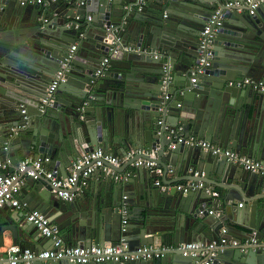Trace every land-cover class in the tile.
Masks as SVG:
<instances>
[{"label": "water", "instance_id": "water-1", "mask_svg": "<svg viewBox=\"0 0 264 264\" xmlns=\"http://www.w3.org/2000/svg\"><path fill=\"white\" fill-rule=\"evenodd\" d=\"M229 1L237 0H90L85 4H80L81 0H47L45 6L0 0V16L7 12L5 26L10 30L7 44H0V158L9 159L15 168L28 157L51 158L53 165L62 158L66 167L80 153L98 148L120 158L135 150L127 163L136 169L133 178L144 176L135 184V196L127 197L124 189L134 186V181L123 179L111 185L109 176L101 188L108 184L111 189L95 194L96 199L84 207L81 200L56 197L50 179L23 174L22 202L54 216L61 231L77 235L79 245L125 241L134 249L153 245L160 237L174 249L150 260L77 263L62 258L46 260L48 264H201L204 257L185 256L180 245L219 241L221 229L233 225L245 235L257 230L258 243L243 245L239 240L238 246L228 243L219 247L212 264H224L227 257L235 264H264V248L259 243L264 239V174L205 152L198 145L170 147L176 135H195L264 161V88L236 84L246 77L264 82V2L251 13V6H227ZM181 5L189 8L174 18L173 10ZM217 10L223 21L212 42L213 62L193 82L201 32ZM175 20L183 22L188 31L171 42L173 47H167L163 32L174 35ZM91 31L96 34L93 45L89 36L84 40ZM116 36L139 48L167 51L170 58L119 52L111 56L104 75L96 77L95 71L109 55ZM78 40L79 49L68 58L72 43ZM220 49L225 50L223 57L218 55ZM167 63L170 68L165 71ZM64 64L68 65L65 82L57 88L54 105L41 109L48 86ZM166 76L169 79L164 85ZM65 91L67 102L60 96ZM164 91L169 98H164ZM136 100L142 103L148 121L146 128L129 133L122 129L120 119L129 109L140 108L134 104ZM8 142L12 157L4 149ZM138 159L155 162V170L136 166ZM64 166L63 177L69 175ZM158 168L164 172L163 184L169 182L168 173L174 172L177 178L169 185L192 181L203 186L188 194L174 188L162 191L147 181L148 174L157 178L154 173ZM213 186L222 188L220 195L213 194ZM79 187L78 175L73 190L77 192ZM239 201H244L245 207L236 210ZM121 208L127 214L125 230ZM10 209L16 207L8 203L0 208V247L8 232L13 242L18 237L23 242L28 236L37 240L36 226L25 220L24 213L15 216ZM190 218L193 223L181 222ZM34 244L25 247L42 250ZM37 260L41 259L34 264ZM1 261L10 264L7 258Z\"/></svg>", "mask_w": 264, "mask_h": 264}, {"label": "built area", "instance_id": "built-area-1", "mask_svg": "<svg viewBox=\"0 0 264 264\" xmlns=\"http://www.w3.org/2000/svg\"><path fill=\"white\" fill-rule=\"evenodd\" d=\"M22 4L37 3L43 4L46 0H19ZM55 1V0H53ZM86 1L90 0H81L80 4H85ZM264 2V0H244V1H229L226 3L227 6L243 7L244 5H249L252 7L250 10L251 13H255V9ZM222 12L217 10L215 14L212 15L209 22L205 25L204 29L201 32L200 38V48L201 54L198 64L194 67L192 73V81L195 82L198 79V76L205 73L206 69L212 64L213 51H212V42L219 29V26L222 24ZM91 19V16H89ZM114 45L111 47L109 55L104 59L102 64L105 66L108 64L109 59L112 55L118 54L121 51L123 46L121 36H116L112 41ZM77 45L74 44L69 50L68 58L74 55V52L77 50ZM130 50H137L139 52H144L152 55L155 58H161L163 54L159 50H147L141 48L128 47ZM67 58V59H68ZM170 64H165L164 69L168 71ZM68 69V65L64 64L63 67L56 73L52 82L47 88L46 95L42 99L41 107L54 105L56 101V90L58 86L65 82V73ZM103 74V68L98 67L95 75L100 76ZM169 77L166 76L164 79V85L167 84ZM239 86H248L252 88H264L263 81H254L253 79L246 77L243 80L236 82ZM165 87V86H164ZM164 98H169V94L164 91ZM180 105V104H179ZM25 112V109L22 110ZM27 118V116H25ZM162 123V120L159 121ZM182 129V128H181ZM181 129L179 131H181ZM175 142L171 144V148H176L180 143H186L188 145H198L202 148L210 151L215 155H222L227 157L230 161L235 162L241 165L246 170L251 172H257L264 174V161L252 158L246 155H241L239 152L225 148L216 143L210 142L208 140L202 139L200 137L184 134H179L174 136ZM135 153V150H131L128 153V157H131ZM119 156L109 153L103 148L94 149L87 151L80 155L76 160L73 161L70 168L69 175L63 177L60 176L57 169H51L45 167V163L49 161V158H38L33 159L31 157L23 159L15 169V171H10V161L9 160H0V207L10 203L16 208H21L23 202L20 199V191L22 187L23 180H20V176L24 173L27 176H32L35 179H38L42 176L51 180V184L54 187V195L56 197H61L66 200H73L77 196V192L73 190V186L77 181V176H80V181L86 180L96 173L98 169L105 168L108 169L106 165H118L120 161ZM136 166H144L150 170H155V162L150 160L138 159L135 162ZM109 171V170H107ZM116 178L119 180L126 179L124 176L116 175ZM155 184L161 188L163 191H169L171 189H176L181 191L184 194H188L191 190L196 189L197 187L203 186V183L200 182L195 184L192 181L179 182L172 185H165L160 180H156ZM214 195H218L217 191L213 192ZM243 203H240L241 207ZM213 212L212 210L210 211ZM27 220L39 231L40 236L50 237L53 239V247L50 249H44L40 251H34L30 248H23L19 244H13L8 247L5 252L6 257L0 253V260L7 258L10 264H34L36 259L46 260H58L62 258L71 259L77 263H87L89 261H130L135 259L149 260L160 257L165 249L170 248L165 244L162 249H155L153 245H142L136 249H131L129 244L125 241H120L118 243H110L106 245L94 244L91 246L85 245H69L66 244L62 234L59 232L57 225H54L50 222L49 217L40 211L34 210L28 213ZM127 223V219L123 220V224ZM125 230V227H123ZM227 229H222V235L219 241H193L188 243H182L180 249L183 252V255H201L204 257L201 264H212L217 256V248L222 247L228 243L234 246L241 244L239 240H230L226 236ZM258 232L253 230L251 233L250 240H245L242 242L243 245H248L249 243H258L256 239ZM260 243V241H259ZM260 247L264 248V240L260 243Z\"/></svg>", "mask_w": 264, "mask_h": 264}, {"label": "crops", "instance_id": "crops-1", "mask_svg": "<svg viewBox=\"0 0 264 264\" xmlns=\"http://www.w3.org/2000/svg\"><path fill=\"white\" fill-rule=\"evenodd\" d=\"M87 2V1H86ZM85 2V3H86ZM45 4H46V2L45 3H43V4H40V5H44L45 6ZM183 6L181 5V6H177L174 10H173V12H172V15H173V17L175 18V17H178L180 14H182V9L183 10H185V9H188L187 8V6H185L184 8H182ZM193 9V8H192ZM190 13H192L191 11H189ZM240 12V11H239ZM193 14H195V12L193 13ZM7 16V12H5L4 13V15H1L0 16V44H7V39H6V36H7V34H8V32H10V30L5 26V17ZM263 17H264V11H263ZM91 19H92V16H91ZM174 23H175V26L173 27V32H175V34L173 35V33H168V32H163V34H164V36H165V38H166V42L165 43H163L165 46H167V47H173V44L174 43H171V42H174V41H176V40H178V39H182L183 37H184V35H186V33H187V31L188 30H186V28H185V25L183 24V22H181V21H179V20H175L174 21ZM90 30V29H89ZM91 33H93V34H91ZM87 34V36L84 38V40H86V38L89 36L90 37V44H96L97 42H96V39H95V36H96V34H95V32H93V31H91L90 32V34H88V33H86ZM83 40V41H84ZM127 41H129V40H127V38L124 40V42H123V40H122V44H123V46H122V48H121V51L120 52H125V53H130V52H133V51H137V50H130L128 47H133V48H138L139 46H135V45H132L131 43V41L130 42H127ZM79 42H80V40H78V41H75L74 43H72L73 45L74 44H76L78 47H77V50L79 49ZM170 43V44H169ZM141 48V47H140ZM141 49H147V50H150V49H152V50H158V49H154V48H145V47H142ZM77 50L75 51V52H77ZM162 54H163V56H165L166 58H170L169 56H168V52L167 51H165V52H163V51H161V50H159ZM225 50H218V55L219 54H221L222 55V57H223V55H226V53L224 52ZM176 52L174 51V50H172L171 51V54L172 55H174ZM75 54V53H74ZM162 56V57H163ZM161 57V58H162ZM171 57H173V56H171ZM82 61H85V58H83V57H81L80 58ZM213 59V58H212ZM109 60H111V57H110V59ZM213 62V61H212ZM122 63H126V62H122ZM108 64H106L105 66L103 65V64H101V66H102V68H103V74L102 75H100L101 77L104 75V72H105V70L107 69V66ZM212 65V64H211ZM100 66V67H101ZM119 71V69L118 68H116V71ZM115 71V73H117ZM96 72V71H95ZM96 76V75H95ZM100 76H96V77H100ZM250 78V77H249ZM95 78H93V80H92V82L93 83H95L96 82V80H94ZM252 79V78H251ZM243 80V79H242ZM78 81L79 80H74V82L75 83H78ZM254 81H256V80H254ZM76 85H71V88L72 87H75ZM255 89H258V88H255ZM65 94H68V91H65L64 92V94L62 93L60 96H61V98L63 99V101L64 102H67V100H68V98H67V96L65 95ZM57 94H56V98H57ZM138 102V103H137ZM134 104L135 105H137L138 107H140V108H138V109H129V111L125 114V112H124V114H123V116L121 117V122H120V125H121V127H122V129L124 128V131L125 130H129V133L130 132H132L133 130H138V128H141V127H144V128H146V122L148 121V117L146 116V114H145V112L144 111H146V110H143V108H142V103L140 102V100H136V102H134ZM41 109H42V107H40ZM46 108V107H45ZM44 108V109H45ZM85 118V116H82V119H84ZM171 119H173V118H175L174 116H172V117H170ZM217 144V143H216ZM8 146V147H7ZM7 146L6 147H4V149H6L7 150V152L8 153H10V156L12 157V156H14V152H13V150H11V149H9V142L7 143ZM103 149H105L106 151H108L109 153H111V151L110 150H107L106 148H103ZM205 152H207V150L206 149H203ZM130 152V151H129ZM128 152V153H129ZM83 153H85V152H82V153H80V155H82ZM128 155V154H127ZM50 157V156H49ZM79 157V156H78ZM78 157H75V159L74 160H76V158H78ZM31 158H33V157H31ZM253 158V157H252ZM34 159V158H33ZM0 160H9V159H1L0 158ZM50 160H51V158H50ZM48 161V162H46L45 163V167L46 168H48L49 170H51V169H57L58 170V173L60 174V176H62L61 175V168L64 166V162H63V159L62 158H57L56 160H54L56 163H60V164H58L57 165V167L55 166L56 165V163H55V165H53L52 163H51V161ZM128 160H129V157L128 156H126L125 158H122V159H120V163L118 164V165H111V164H108V165H106L107 166V168L108 169H105V168H100V169H98V171L96 172V173H94L93 175H91L89 178H88V180H86V183H84V180H81L80 181V187L78 188V191H77V196H76V198L75 199H78V200H81V204H82V206H86L87 205V203L89 202V200H91L92 198H94V199H96V196H95V194H102V191H104V192H107L108 191V189H107V187H108V184H106L107 185V187L105 186L103 189L101 188L102 187V185H103V182H105L107 179H109V176H112V179H111V181L109 182L111 185H113L114 183H118L120 180L119 179H117L116 178V175H120V176H124V177H126V179H130V180H132V181H134V186H130V185H127L126 187H125V189H124V196L125 197H127V195H134L135 196V194L137 193L136 192V190L134 189L135 188V184H136V182H142L143 180H144V176L143 175H141V177H139V179L138 180H136V178H133L135 175L133 174V171L134 170H136V169H134L133 167H132V165H128ZM10 161V160H9ZM60 161V162H59ZM72 166V165H71ZM71 166H64L65 167V170H66V172H70V168H71ZM17 168V167H16ZM15 166H13L12 165V163L10 162V168H9V170L10 171H15ZM123 168H126L125 169V171L124 172H120V171H117L116 169H123ZM107 170H109V171H107ZM125 173V174H124ZM144 174V173H143ZM156 176H157V178H155V177H153L152 175H150V174H148V179H147V181H148V183H149V185L150 186H154V187H158L156 184H155V182H156V180H160V181H162V178H163V175H164V172H163V170L162 169H157L156 171H155V173H154ZM145 175H146V173H145ZM177 177H176V174L174 173V172H170V173H168V177H167V179L169 180V182H168V184L166 183L165 185L167 186V185H169V183L171 182V181H173L174 179H176ZM37 180H39V178L37 179ZM184 182H187V181H184ZM184 182H182V183H184ZM171 184V183H170ZM213 187H215L216 189H213L214 191H217V192H219V191H222V188H219L218 186H213ZM228 187H230V185H228ZM109 189H111L110 187H108ZM161 190L163 191L164 189L163 188H161ZM225 191H228V189H225ZM234 190L232 189V192H233ZM221 194V192H219L218 193V195H220ZM19 197H20V199H21V196L19 195ZM100 199V196L97 198V201ZM240 203H243V205L240 207L239 206V204ZM235 204H236V210L237 209H240V208H244L245 207V202L244 201H239V202H235ZM5 206V205H4ZM1 208V207H0ZM38 208H31V207H29V205L28 204H26V203H24L23 204V206L21 207V208H16L15 210L14 209H10V211L12 212V214H14L15 216L17 215V213L18 212H20L21 214L22 213H24V216H25V220L26 221H28L27 220V216H28V213H30V212H32V211H34V210H37ZM37 211H39V210H37ZM119 211L120 212H123V219L124 218H126L127 219V214H126V212L121 208V209H119ZM41 212V211H40ZM19 213V214H20ZM42 213V212H41ZM44 214V213H43ZM56 215V214H55ZM46 216L47 217H49V219H50V222L52 223V224H54V225H57V221H53V217L54 216H48V214H46ZM90 216V215H89ZM89 216H88V218H89ZM170 218V217H169ZM171 219V218H170ZM163 221H166V220H162V223H163ZM29 222V221H28ZM181 222H183L184 224H186V222L187 223H193L194 222V220L193 219H185V220H182ZM58 224H59V222H58ZM159 226H161V225H159ZM57 227H58V225H57ZM233 228L232 229H230L229 227H227V226H224L222 229H224V228H226L227 229V234H226V236H227V238L228 239H230V240H240V241H244V240H247V237L248 236H250L251 237V235H248V234H243L242 233V230L241 229H239V228H237V225H233L232 226ZM222 229H221V233H222ZM59 232L62 234V236H63V238H64V241L66 242V244H69V245H78V244H80L79 243V240H78V238H77V235L76 236H70L68 233H67V231H66V233H65V231H61L60 229H59ZM220 233V232H219ZM38 239L36 240L35 238H33L32 236H28L27 237V239L25 240V241H23V242H21V240H23L21 237H18V239L17 240H15V242H13L12 241V236H11V234H10V232H8V233H6V236H5V242H4V246H2V247H0V253L2 254V255H4V257H6V255H5V252H6V250L8 249V247L9 246H11V245H13V244H19L20 246H22L23 248H28V247H25L26 245H29L30 243H35L36 245H39V247H41L42 248V250H44V249H50V248H52L53 247V244H54V242H53V239L52 238H50V237H45V236H40V235H38V237H37ZM77 238V239H76ZM264 240V239H263ZM262 240V241H263ZM195 241H200V240H195ZM206 241V240H205ZM261 241V242H262ZM260 242V243H261ZM111 242H108V243H106V244H110ZM167 243H169V242H167ZM166 243V244H167ZM171 243V242H170ZM170 243L168 244V245H166L167 247H173V246H171L170 245ZM34 244V245H35ZM95 243H93V245H94ZM105 244V245H106ZM164 246V244H163V241L161 240V238L160 237H158V238H156V240H155V242H154V244H153V247L155 248V249H162V247ZM231 246H234V245H231ZM31 249V248H30ZM134 249H136V248H134ZM168 251V252H170V251H172V250H174V249H165V251ZM170 250V251H169ZM242 251H248L247 249H242ZM0 264H5L3 261H1V263ZM36 264H48V262L47 261H41V260H37L36 261ZM224 264H235L234 262H233V260H231V258H229V257H227L226 258V260H225V263Z\"/></svg>", "mask_w": 264, "mask_h": 264}, {"label": "clouds", "instance_id": "clouds-1", "mask_svg": "<svg viewBox=\"0 0 264 264\" xmlns=\"http://www.w3.org/2000/svg\"><path fill=\"white\" fill-rule=\"evenodd\" d=\"M46 1H47V0H46ZM46 1H45V2H46ZM88 19H89V16H88ZM89 20H91V19H89ZM46 91H47V90H46ZM56 91H57V90H56ZM48 107H49V106H48ZM184 135H185V134H184ZM194 136H195V135H194ZM197 137H198V136H197ZM24 174H25V173H24ZM26 176H27V175H26ZM75 198H76V197H75ZM124 219H126V218H124ZM124 219H123V220H124ZM127 222H128V220H127ZM124 226H125V224H123V227H124ZM154 259H155V258H154ZM149 260H150V259H149Z\"/></svg>", "mask_w": 264, "mask_h": 264}]
</instances>
